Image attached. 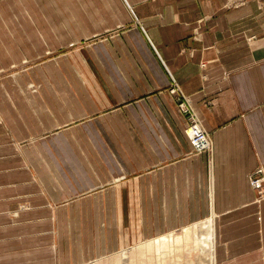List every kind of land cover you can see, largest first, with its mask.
Masks as SVG:
<instances>
[{
    "label": "crops",
    "instance_id": "1",
    "mask_svg": "<svg viewBox=\"0 0 264 264\" xmlns=\"http://www.w3.org/2000/svg\"><path fill=\"white\" fill-rule=\"evenodd\" d=\"M258 166L264 0H0V264H264Z\"/></svg>",
    "mask_w": 264,
    "mask_h": 264
},
{
    "label": "bare ground",
    "instance_id": "2",
    "mask_svg": "<svg viewBox=\"0 0 264 264\" xmlns=\"http://www.w3.org/2000/svg\"><path fill=\"white\" fill-rule=\"evenodd\" d=\"M189 132L193 135L192 130H189ZM207 141H208V137H204L202 139L197 140L196 144L198 146H203L206 144ZM198 229L200 231H199V235L197 236L198 241H196L197 243L195 245V248H198L197 252H198L199 261H201V263H204L205 261L206 262H210V261L212 262V260H213L212 254H213V249L215 247L214 232H213L214 225L210 219L209 220L207 219V220H204L200 223V226L198 227ZM187 230L192 233L193 228L189 226L187 228ZM192 235H193V233H192ZM156 243H159V241L157 240ZM163 243H165L164 240H163ZM156 250H158V249H156ZM128 251H129V248H126V250H124L122 252L125 264H131ZM157 252H159V251H157ZM197 264H198V262H197Z\"/></svg>",
    "mask_w": 264,
    "mask_h": 264
},
{
    "label": "built area",
    "instance_id": "3",
    "mask_svg": "<svg viewBox=\"0 0 264 264\" xmlns=\"http://www.w3.org/2000/svg\"><path fill=\"white\" fill-rule=\"evenodd\" d=\"M173 92H180V95L178 96V104L180 107V110L187 114L189 118V123L187 124L185 131L189 135L190 139L192 140V143L196 150H206L209 149L211 146L210 137L207 133V131L202 127L200 124V121L195 113V111L192 109L191 105L189 104V101L185 95H182L180 88L177 84H174L171 88ZM189 130L193 131V135L189 132ZM204 137H208V141L203 146H198L196 144V141L199 139H202ZM258 170L263 171L264 167L258 168ZM251 184H254L256 187L261 184L260 178H254L251 177Z\"/></svg>",
    "mask_w": 264,
    "mask_h": 264
},
{
    "label": "rangeland",
    "instance_id": "4",
    "mask_svg": "<svg viewBox=\"0 0 264 264\" xmlns=\"http://www.w3.org/2000/svg\"><path fill=\"white\" fill-rule=\"evenodd\" d=\"M260 167H264V166H258L257 168H255L250 176V184H251V177L260 178L261 184L258 185V187H256L254 184H251L257 192L258 200L262 199L261 197H264V170L263 171L258 170V168ZM199 226L200 224L198 225V227Z\"/></svg>",
    "mask_w": 264,
    "mask_h": 264
}]
</instances>
